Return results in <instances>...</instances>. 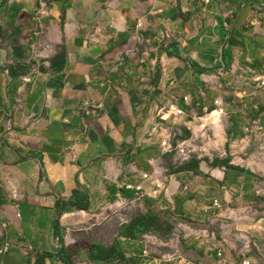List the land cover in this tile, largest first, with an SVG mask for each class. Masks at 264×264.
Returning a JSON list of instances; mask_svg holds the SVG:
<instances>
[{
	"label": "crops",
	"instance_id": "crops-1",
	"mask_svg": "<svg viewBox=\"0 0 264 264\" xmlns=\"http://www.w3.org/2000/svg\"><path fill=\"white\" fill-rule=\"evenodd\" d=\"M261 81L264 0H0V247L10 239L36 255L71 252L77 243L65 242L60 218L148 197L150 213L188 221V236L190 225L198 236L215 227L235 252L237 241L264 252ZM159 96L183 112L172 118L183 134L201 141L186 152L198 170L165 180L162 157L186 154L185 144L169 153L152 136ZM195 110L208 120L195 122ZM76 197L88 212L58 216L56 205ZM142 239L119 231L118 255H136L127 243L145 255ZM10 251L0 264L34 262Z\"/></svg>",
	"mask_w": 264,
	"mask_h": 264
},
{
	"label": "rangeland",
	"instance_id": "rangeland-1",
	"mask_svg": "<svg viewBox=\"0 0 264 264\" xmlns=\"http://www.w3.org/2000/svg\"><path fill=\"white\" fill-rule=\"evenodd\" d=\"M39 29L40 28L38 27V31H40ZM161 107L162 106H159V108ZM154 113L158 115L160 112L158 113V111H154ZM163 114L167 116L165 110L163 111ZM192 116L194 117L195 122L205 117L197 110L193 112ZM173 121L174 120L171 119V122H169L171 125L165 124L163 128L170 129L171 131L170 145L173 149L176 148L178 143H181L182 145L185 144L183 150L186 157L181 155L182 157L179 158L176 153L163 156L157 165L160 171L159 178L163 180H165L170 169L177 170L180 169L183 164L193 162L195 158L186 152L187 150H198L201 146V141L198 137L191 138L189 136L188 138H185L182 127H180L177 122L174 123ZM172 123H174V125ZM204 125L206 124L204 123ZM197 127H201V131L204 133V127ZM151 207L152 205L149 198L144 197L140 201L136 199L121 200L118 202L107 203L106 205H100L89 215L75 212L67 218H60V223L63 222L65 225L63 227L66 236L65 242L77 243L74 245V247L77 248V251L74 252L70 259L71 264H92L89 261L87 250L80 251V248H82L81 246L86 247L89 246V244L94 243L104 244L106 248L116 246L119 241L121 225L128 223L140 215L150 213ZM3 224L4 222H0V233L2 234L7 231V227H4ZM159 224L160 227L158 228V233L156 235L147 234L144 236V239H142L144 241L143 245L146 246V256L143 252L141 253L143 256H138L139 253H136V250L139 247L138 244L127 243L123 246L134 250L136 255H129L125 259V257L119 254L112 264H147L152 261L154 264H240L242 261L246 260H249L251 264H264V252L244 250L243 247H245L246 243L242 241H237L240 249L239 252H235L229 246L233 243V238L229 237L226 239V242H223L222 237L219 235L221 230L215 227H199L204 230V232L201 233L203 236H198L200 233L197 226L190 225L194 234L188 236L185 225L190 223L181 217L173 216L169 212H162L159 214ZM169 227H172V230L169 233H166ZM194 230L198 231L196 232L197 234H195ZM212 233L214 234L213 237ZM9 240H3V246L8 244L9 250L6 254H0V263L9 253H14V251H10V249L21 251V254L24 257H32L35 259V256H37L33 247L30 248L28 245L24 244L20 245L19 248L17 245H12ZM248 243L249 242H247V244ZM259 244L262 245L261 249H264V240H261ZM1 248L2 247H0V249ZM48 264L53 263L48 261ZM54 264H58V261L56 260V263Z\"/></svg>",
	"mask_w": 264,
	"mask_h": 264
},
{
	"label": "trees",
	"instance_id": "trees-1",
	"mask_svg": "<svg viewBox=\"0 0 264 264\" xmlns=\"http://www.w3.org/2000/svg\"><path fill=\"white\" fill-rule=\"evenodd\" d=\"M172 55V53H168ZM175 56H179L175 54ZM64 53H61L55 61L52 63V66L55 70H60L56 65L59 62L63 63ZM193 69L196 67L195 64H191ZM62 77H59V81H61ZM159 79V72L156 73L155 81ZM54 85H58V83H53ZM52 84V85H53ZM185 137H188V134H185ZM215 166H225L226 169H233L229 167V160L219 161L215 160L213 163ZM188 169H193L195 171L198 170V162L193 161L190 162L187 166H183L182 168L178 169L177 171H187ZM170 172H177L173 171V169L169 170ZM78 198V199H77ZM85 200V199H84ZM83 201V197H82ZM81 199L76 197L75 201H71L68 205L65 203H58L56 208L58 210V216L65 211L67 207L73 208L77 211H85L88 212L89 208L87 204H82ZM87 202V200H85ZM160 227L159 224V213H149L140 215L134 219H132L129 223L124 224L120 228V235L131 238V239H140L147 234L156 235L158 233V228ZM172 230V227L168 228L166 233H169ZM87 250L89 260L94 264H112L118 257V248L117 246L106 248L102 244L94 243L89 244V246L84 247ZM76 249V250H75ZM73 250V252H72ZM71 252H67L65 247H62L61 250L57 254L53 253H43L38 254L34 259L32 264H46V259H51L54 256L58 257L63 264H71L70 259L72 258L74 252L77 251V248H73ZM31 263V260H29Z\"/></svg>",
	"mask_w": 264,
	"mask_h": 264
},
{
	"label": "built area",
	"instance_id": "built-area-1",
	"mask_svg": "<svg viewBox=\"0 0 264 264\" xmlns=\"http://www.w3.org/2000/svg\"><path fill=\"white\" fill-rule=\"evenodd\" d=\"M260 86L261 88H264V81H261L260 82ZM174 100L171 98V99H168L166 98L165 96H159L157 99H156V106H157V111H158V120H159V123L160 125L158 127H156L153 132H152V136H155L159 139V145L161 147V149L169 152V153H172L173 151H175V149L178 148L179 145L176 146L175 149H173L170 145V141H171V131L170 129H164V125L165 124H168V125H171L169 124V122H171V119H180V118H183L184 117V114L181 110H179L172 102ZM215 106H219V102H215L214 103ZM159 106H162L161 108H159ZM166 111L167 112V116L165 114H163V111ZM162 114V115H161ZM216 113H210L209 114V117L214 115ZM205 117L202 118V119H199V121H205V120H208L207 119V116L204 115ZM211 122V121H210ZM213 126L216 125V122H211ZM151 138L152 136L149 135ZM215 205H217V202L215 201L214 203ZM9 250V245L6 244L4 245L1 249H0V254H6ZM219 255L221 256V254L219 253ZM147 264H152V262H148ZM240 264H251V262L249 260H246V261H242Z\"/></svg>",
	"mask_w": 264,
	"mask_h": 264
},
{
	"label": "bare ground",
	"instance_id": "bare-ground-1",
	"mask_svg": "<svg viewBox=\"0 0 264 264\" xmlns=\"http://www.w3.org/2000/svg\"><path fill=\"white\" fill-rule=\"evenodd\" d=\"M212 118H214V116Z\"/></svg>",
	"mask_w": 264,
	"mask_h": 264
}]
</instances>
